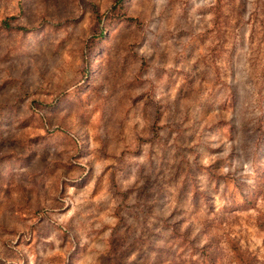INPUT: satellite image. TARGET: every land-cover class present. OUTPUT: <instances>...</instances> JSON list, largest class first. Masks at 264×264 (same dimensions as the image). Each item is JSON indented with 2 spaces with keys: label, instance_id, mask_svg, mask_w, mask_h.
<instances>
[{
  "label": "rangeland",
  "instance_id": "rangeland-1",
  "mask_svg": "<svg viewBox=\"0 0 264 264\" xmlns=\"http://www.w3.org/2000/svg\"><path fill=\"white\" fill-rule=\"evenodd\" d=\"M235 253L264 264V0H0V264Z\"/></svg>",
  "mask_w": 264,
  "mask_h": 264
},
{
  "label": "trees",
  "instance_id": "trees-1",
  "mask_svg": "<svg viewBox=\"0 0 264 264\" xmlns=\"http://www.w3.org/2000/svg\"><path fill=\"white\" fill-rule=\"evenodd\" d=\"M122 2V0H114V3L117 4V5H120ZM93 12L95 13L96 17H100V13L98 12L97 9H94ZM125 20L126 21H131V22H134V18L133 17H125ZM156 103V102H154ZM157 114L155 113V117L154 119L152 120L149 128H150V131H151V134H154L155 132V129L157 128H161V126L157 125L156 124V121H157ZM166 126V125H165ZM236 254V257L237 259L242 263V264H246L247 263V257L244 256L243 253H235Z\"/></svg>",
  "mask_w": 264,
  "mask_h": 264
}]
</instances>
